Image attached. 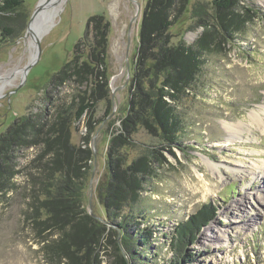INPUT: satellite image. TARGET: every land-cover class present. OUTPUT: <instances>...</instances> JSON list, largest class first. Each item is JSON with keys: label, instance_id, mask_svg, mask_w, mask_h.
Listing matches in <instances>:
<instances>
[{"label": "rangeland", "instance_id": "rangeland-1", "mask_svg": "<svg viewBox=\"0 0 264 264\" xmlns=\"http://www.w3.org/2000/svg\"><path fill=\"white\" fill-rule=\"evenodd\" d=\"M44 1L25 0L23 32L0 42V76L15 74L12 84L0 93V134L17 118L45 108L48 91L56 98L55 105L79 94L92 96L96 108L74 124L72 141L83 146L88 122L96 127L87 146L92 151L96 146L92 214L102 219L98 192L108 181L106 152L129 106V84L124 86L127 49L132 77L149 0H65L54 25L35 36L33 24L39 11L32 24L31 19ZM212 1L190 0L188 13L171 29L173 42L182 39L191 45L203 34L205 28L195 27L198 18L190 13L195 4L205 3L214 15ZM229 18L231 13L223 19L225 23ZM234 20L232 38L214 36L195 84L181 97L178 112L183 128L178 142L161 145L157 173L149 179L136 208L141 215L138 226L150 228L153 234L145 255L152 259L158 252L155 264L172 258L169 245L175 228L207 203L219 207L218 215L187 247L194 255L190 264H264V0H237ZM102 37L104 46L98 44ZM92 54L103 59L95 64V74L100 73L95 81L80 85L72 78L56 89L50 87L54 74L75 55L87 60ZM255 113L263 122L251 118ZM229 126L238 128L235 139ZM150 137L145 130L137 134L130 160L140 147L153 144ZM38 154L39 147L19 152L15 188L0 194V264H56L40 243L46 236L41 233L43 226L25 217L31 193L29 174ZM99 255L100 264H115L111 250L102 248Z\"/></svg>", "mask_w": 264, "mask_h": 264}, {"label": "trees", "instance_id": "trees-1", "mask_svg": "<svg viewBox=\"0 0 264 264\" xmlns=\"http://www.w3.org/2000/svg\"><path fill=\"white\" fill-rule=\"evenodd\" d=\"M236 2L213 0L214 15L207 10V4H195L190 15L198 18L195 27L203 26L205 30L188 45L182 39L173 42L170 32L188 13L190 0L148 1L129 81V106L117 133L111 135L106 152L108 181L98 192L105 214L102 220L90 215L86 208L94 161L93 151L87 145L96 127L88 122L83 146L72 141L74 124L96 108L92 96L79 94L76 99L55 105L56 98L48 91L45 108L17 118L0 134V194L15 188L19 152L39 147L29 174L31 193L25 217L30 223L43 226L41 233L46 236L40 243L51 263L100 264L99 252L103 248L113 252L115 264H155L153 258L158 252L152 259L145 255L151 249L153 234L150 228L138 226L141 215L136 208L149 179L157 173L161 145L178 142L183 128L178 104L195 84L214 36L220 34L225 40L233 36ZM24 5L25 0H0V42L16 39L23 32ZM230 13L232 18L225 23L223 19ZM85 39L90 41L88 34ZM98 44L104 46L103 37ZM102 61V56L83 60L81 55H75L54 74L50 87L56 89L72 78L80 85L95 81L100 77L99 72L95 74V64ZM141 130L152 136L153 144L140 147L130 160L129 150L136 146L135 138ZM218 209L216 204H204L187 221L179 223L170 236L172 258L163 264L194 262L187 247L217 217Z\"/></svg>", "mask_w": 264, "mask_h": 264}, {"label": "bare ground", "instance_id": "bare-ground-1", "mask_svg": "<svg viewBox=\"0 0 264 264\" xmlns=\"http://www.w3.org/2000/svg\"><path fill=\"white\" fill-rule=\"evenodd\" d=\"M64 1L65 0H45L42 3L39 9V12L37 14L36 20H35V24H33L35 36L36 35L41 36L46 31H48V29L52 25H54L55 19L58 16ZM34 19H35V16L31 19V24L34 21ZM31 24H30V28H31ZM33 41L34 39L32 38V44L34 45ZM14 75L10 74V75H5V76H0V93H2L7 86L12 84ZM251 118H253L254 121L256 122H259V121L263 122V119L260 117V115H257L256 113L253 116L251 115ZM228 128L234 134L233 138L235 139L236 136L239 134L237 126H229ZM209 235L207 234V236Z\"/></svg>", "mask_w": 264, "mask_h": 264}, {"label": "water", "instance_id": "water-1", "mask_svg": "<svg viewBox=\"0 0 264 264\" xmlns=\"http://www.w3.org/2000/svg\"><path fill=\"white\" fill-rule=\"evenodd\" d=\"M40 7L35 11V13L33 14V16L39 11ZM140 10L138 11V13L135 15L134 19H136V17H138V14H139ZM133 19V21H135ZM132 21V23H133ZM30 30V26L28 28ZM28 30V31H29ZM39 45V43H38ZM127 64H128V76H127V80L124 84V86L128 85L129 84V81H130V78H131V73H130V62H129V59H128V53H129V49H127ZM32 67V65H29L28 67H26L24 69L25 73L27 74L28 71L30 70V68ZM115 99V95H113V100ZM93 154H94V160H95V163H96V159H97V151H96V146L93 147ZM95 171H96V166L93 168V172H92V176H91V180H90V194H89V211L88 213L90 215H93L92 214V202H93V196H94V185H93V180H94V176H95ZM100 219V218H99ZM102 220V219H101ZM104 222V221H103ZM127 259V257H126Z\"/></svg>", "mask_w": 264, "mask_h": 264}, {"label": "flooded vegetation", "instance_id": "flooded-vegetation-1", "mask_svg": "<svg viewBox=\"0 0 264 264\" xmlns=\"http://www.w3.org/2000/svg\"><path fill=\"white\" fill-rule=\"evenodd\" d=\"M130 8V7H129Z\"/></svg>", "mask_w": 264, "mask_h": 264}]
</instances>
